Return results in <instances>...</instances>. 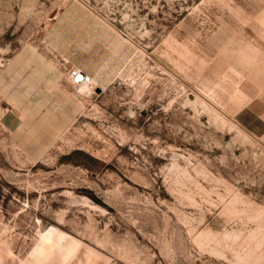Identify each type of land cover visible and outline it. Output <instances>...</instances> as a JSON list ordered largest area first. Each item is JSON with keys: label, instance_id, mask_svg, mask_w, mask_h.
Returning a JSON list of instances; mask_svg holds the SVG:
<instances>
[{"label": "rangeland", "instance_id": "obj_1", "mask_svg": "<svg viewBox=\"0 0 264 264\" xmlns=\"http://www.w3.org/2000/svg\"><path fill=\"white\" fill-rule=\"evenodd\" d=\"M0 264H264V0H0Z\"/></svg>", "mask_w": 264, "mask_h": 264}, {"label": "built area", "instance_id": "obj_2", "mask_svg": "<svg viewBox=\"0 0 264 264\" xmlns=\"http://www.w3.org/2000/svg\"><path fill=\"white\" fill-rule=\"evenodd\" d=\"M70 82L77 88L85 86L88 90L93 92L98 88L95 78L79 68H72L70 70Z\"/></svg>", "mask_w": 264, "mask_h": 264}, {"label": "crops", "instance_id": "obj_3", "mask_svg": "<svg viewBox=\"0 0 264 264\" xmlns=\"http://www.w3.org/2000/svg\"><path fill=\"white\" fill-rule=\"evenodd\" d=\"M20 57H21V55H19L18 58H16V61H19L20 60ZM73 68H77V67L74 66ZM93 77L95 78V76H93ZM95 80H96V78H95ZM96 82H97V80H96Z\"/></svg>", "mask_w": 264, "mask_h": 264}, {"label": "water", "instance_id": "obj_4", "mask_svg": "<svg viewBox=\"0 0 264 264\" xmlns=\"http://www.w3.org/2000/svg\"><path fill=\"white\" fill-rule=\"evenodd\" d=\"M97 92H101V89L100 88H97Z\"/></svg>", "mask_w": 264, "mask_h": 264}, {"label": "bare ground", "instance_id": "obj_5", "mask_svg": "<svg viewBox=\"0 0 264 264\" xmlns=\"http://www.w3.org/2000/svg\"><path fill=\"white\" fill-rule=\"evenodd\" d=\"M78 88H86L85 86H81V87H78ZM87 89V88H86Z\"/></svg>", "mask_w": 264, "mask_h": 264}]
</instances>
